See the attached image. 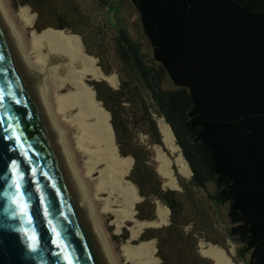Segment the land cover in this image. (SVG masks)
Segmentation results:
<instances>
[{
	"label": "trees",
	"instance_id": "16d2710c",
	"mask_svg": "<svg viewBox=\"0 0 264 264\" xmlns=\"http://www.w3.org/2000/svg\"><path fill=\"white\" fill-rule=\"evenodd\" d=\"M22 1L40 18L50 12L55 21L51 27L63 28L56 18L67 15L60 5L63 0ZM132 5L153 48L152 57L147 61L126 32L116 36V52L140 83L134 90L126 82L114 90L106 81L93 82L97 99L113 114L110 124L121 154L132 155L139 166V178H129L147 187L140 189L145 200L154 196L171 209V226H182L179 192L162 190L153 179L160 180L148 163L150 151L137 144L127 150L122 144L123 139L130 142L131 135L119 115L134 94L151 144L164 147L154 111L172 128L193 173L188 182L176 173L180 186L191 194L200 190L211 203L226 205L227 238L241 245L239 257L248 264H264V0H132ZM84 44L95 55L85 40ZM166 80L170 88L163 87ZM209 184L214 186L212 193ZM153 213V208L150 214L140 209L139 218L152 220ZM148 231L154 228L145 230L142 240L152 238ZM176 235L183 238L182 231Z\"/></svg>",
	"mask_w": 264,
	"mask_h": 264
},
{
	"label": "water",
	"instance_id": "95a60500",
	"mask_svg": "<svg viewBox=\"0 0 264 264\" xmlns=\"http://www.w3.org/2000/svg\"><path fill=\"white\" fill-rule=\"evenodd\" d=\"M13 15L0 0V264H123ZM33 232L36 251L28 247Z\"/></svg>",
	"mask_w": 264,
	"mask_h": 264
},
{
	"label": "bare ground",
	"instance_id": "6f19581e",
	"mask_svg": "<svg viewBox=\"0 0 264 264\" xmlns=\"http://www.w3.org/2000/svg\"><path fill=\"white\" fill-rule=\"evenodd\" d=\"M35 15L28 6H22L18 17L23 29L19 30L29 46L30 58L51 94L55 92V104L61 120L76 127V147L83 153L84 161L79 160L84 164L83 175L91 187L97 209H101V214L114 217L116 234H120L124 227L129 231V238L120 247L127 264H160L155 254V239L142 240L137 245L134 240L140 237L144 229L166 226L170 210L158 201L157 218L142 220L135 217V207L142 201V195L128 179L134 160L119 152L110 125L111 113L100 107L93 87L86 83L88 79L105 80L116 89L119 83L117 75L106 74L100 69L97 57L86 52L79 36L50 27L35 30ZM25 28L31 29L28 36L24 35ZM64 89L69 90L67 94L61 93ZM156 121L161 139L172 156L164 152L160 145H155L157 170L164 180L161 183L166 189L180 190L172 165L175 164L179 174L186 178L191 177L192 170L180 151L170 125L161 116ZM67 133L72 141L69 128ZM88 177L93 178L94 185ZM104 193L107 195L103 197ZM199 253L212 264H237L221 245L212 242L201 240Z\"/></svg>",
	"mask_w": 264,
	"mask_h": 264
},
{
	"label": "rangeland",
	"instance_id": "374dc122",
	"mask_svg": "<svg viewBox=\"0 0 264 264\" xmlns=\"http://www.w3.org/2000/svg\"><path fill=\"white\" fill-rule=\"evenodd\" d=\"M7 2L11 10L13 11V14L15 15L14 18L17 21V24L19 23L18 24L19 28L21 29H23V27L21 21L19 20L18 15L22 6H28L30 10L36 14L35 23L33 26L35 30H37L38 27L41 28L45 27L44 26L45 24L55 23L54 18L52 17L51 13L48 11H45L47 14L44 13L45 16L40 18L38 12H36L35 9L31 7L29 4H25V2L22 0H7ZM55 5L57 4L55 3ZM60 5L63 9H65V11H67L66 13L67 15L65 17L63 18H60L59 16L56 17L58 18V26L63 27L60 30L67 31L68 35L79 36L83 41V44L85 40V43L89 47V50L95 54L94 56L97 57V64L100 67V69L102 70L103 67L106 70H108L110 74L114 73L115 75H117L119 79V83L116 89L110 86L107 83V81L106 84L114 90H120L122 84L126 82L125 86L130 88V90H134L136 84H139L140 82L138 81L137 77L130 71V69L125 68V64L119 58L116 52L118 48L116 36L121 32L124 33L126 32L127 35L130 36L131 39L141 47L142 50L141 52L147 61H149L150 58L152 57L151 53L153 51V48L150 42L147 40V37L145 36L140 21L141 19L140 15L137 12L136 8L132 5V0H107L106 4L103 6H100V4H98V0H70V2H68V0H63V3ZM61 10L62 9L59 8L57 15H60ZM76 17L78 18L77 20ZM51 24L49 25L51 29L57 31L59 30L57 28L51 27ZM30 31H31L30 28L29 29L25 28L24 35L28 36ZM79 32L81 35L78 34ZM85 48L87 49L86 46ZM87 53L89 54V52ZM96 81L98 80L88 79L86 83H88L93 87V90L97 96V91L93 85V82ZM102 81L105 80H101L98 82H102ZM170 84L171 83L168 80H166V82L163 84V87L170 88L171 87ZM68 91H69L68 89L66 90L64 89L61 91V93L67 94ZM52 95L55 97L54 91L52 92ZM133 97L134 99H132L133 100L132 103L131 102L129 103V101H125L123 103L125 107V112L123 114L121 112L119 115V119H124L126 120V122H132L131 125L133 126V129L129 130L128 133L131 135L130 142L133 143V145L132 144L129 145L130 142H128V140L125 139H123L122 144L124 148L129 150L136 144L145 145L147 143L145 147L147 150L150 151V155H151L149 165L158 174L160 180H158L156 177H154L153 179L161 183L164 180L157 170L158 162L156 160V149H155V145H160V144H151L150 136L146 133L147 128L145 122L143 121V117H142L143 114L140 109L139 98H137V96L134 94ZM147 98L148 101L151 103V98L148 96ZM98 101L100 102L101 104L100 107L102 109L108 110L111 113L110 116L112 119V115H113L112 112L104 106L102 101L100 100ZM110 105H114L113 102H110ZM154 113L155 116H153V118L157 119L158 117H160V115L157 114L155 111ZM63 122L70 129V133L72 132L71 136H72V141L74 144L73 147L75 152L77 153L79 159H82V161H84L83 153L79 151L78 148L76 147L77 143H76V139L74 138L76 131L75 125L68 123L64 120ZM142 135L143 137L141 138ZM145 136H147L148 138H146ZM114 138H115V142L118 145L117 148L119 150L120 144L118 143L115 134H114ZM160 147L164 152L170 155L165 145L164 147L163 146ZM124 156H130L134 160V164L128 175V179L131 181V179L129 178L130 176H133L134 178L135 177L139 178L140 171H139V166H135L136 164L135 157H133L132 155H124ZM172 169L174 170L175 175L176 173L179 174L175 164L172 165ZM83 172H85L84 167H83ZM93 177L96 176L94 175ZM176 178L178 179L177 176ZM190 178L184 177L185 182H188ZM88 180L94 185L93 178L88 177ZM134 184L137 186L140 194H141L140 189L147 191V187L146 186L144 187L143 183L141 185L138 183H134ZM162 186L163 185L161 183V188ZM180 188H181L180 190H175V189L173 190L179 192L178 194L180 196L179 200L181 201V207L179 209L178 219L180 222H182V226L179 227L171 226L172 211L170 209V213L168 214V220H169L168 224L160 228L151 227L154 228V231L152 232L148 231L149 233L147 234V235H152L151 239H155L156 241L155 254L160 259L161 261L160 264H205V262L201 260L204 259L205 257H203L199 253L200 242L201 240H205L206 242L214 243L213 239L218 240L223 245L222 246L220 243H215L221 245L222 248L226 250L227 253H229V255L232 257L235 263L248 264V262L244 261L243 258L241 259L238 255V249L242 248L241 245H239L236 241L227 238V232L230 229L227 218L228 215L227 206L220 205L216 202L211 203L209 197L200 190H197L195 191V193L191 194L190 192H187L185 189H183L181 186ZM208 188L211 193L214 192L213 184H209ZM164 190H166V188H164ZM106 195L107 194L104 193L102 196L104 197ZM141 197H142L141 199L142 201L137 203L135 207L137 210V212L135 213V217L137 219H142L139 218L140 209H142L143 212L150 214L152 213V208H153L155 212L153 213L154 214L153 219L157 218L156 215L157 204L158 201L159 202L161 201L158 198H155L154 196L150 197V201L145 200L143 195ZM162 204L165 205L164 203ZM98 210L101 211L100 208ZM102 215H103L104 226L106 227V230L109 232V235L113 239L114 242L113 245L115 250L120 256L122 263L127 264L124 261L125 257L124 255H122V251L120 247L129 238L130 236L129 231L124 227L121 229L120 234H116L115 233L116 226L113 224L114 217L111 216L110 214L109 215L102 214ZM142 220H146V219H142ZM151 228L144 229V231ZM178 231L179 233L182 231V236H183L182 239L179 236L177 237L176 234H178ZM141 235L142 234H140V237L138 239L134 240V243L136 245L138 244L139 241H142ZM197 256L201 258L200 259L201 261L198 260ZM247 258L248 255L245 256V259ZM205 260L210 262V260L208 259ZM210 264H212V262H210Z\"/></svg>",
	"mask_w": 264,
	"mask_h": 264
},
{
	"label": "snow or ice",
	"instance_id": "6c2138e0",
	"mask_svg": "<svg viewBox=\"0 0 264 264\" xmlns=\"http://www.w3.org/2000/svg\"><path fill=\"white\" fill-rule=\"evenodd\" d=\"M2 99H3V97L0 96V100H2ZM17 139H19V137H17ZM10 168H11V171H13L14 173L18 172V170H17V162H16L15 160H12V161H11ZM18 176H19V177H23V176H24V173H23V172H18ZM14 184H15V187H16L18 190L21 189V184H20V182H19L18 179L14 178ZM21 195H23V192H21ZM21 210L24 212L25 215L28 216L29 222H31V215L28 213V204H27V202H25V203L21 206ZM45 213L47 214V209H46V208H45ZM25 231H26V230H25ZM52 231H53L54 233H56V229H55L54 226L52 227ZM26 234H27V233H26ZM56 235H57V237H59V233H56ZM37 239H38V237L36 236L35 232H33V233H31V234L29 235V241H30V243H29V245H28L29 250H31V251H36V246H35V243H34V242H35ZM59 243H60L59 239H55V240H53V244H54V245H55V244H59ZM68 264H73V262H72V261H69Z\"/></svg>",
	"mask_w": 264,
	"mask_h": 264
},
{
	"label": "built area",
	"instance_id": "2783aa9c",
	"mask_svg": "<svg viewBox=\"0 0 264 264\" xmlns=\"http://www.w3.org/2000/svg\"><path fill=\"white\" fill-rule=\"evenodd\" d=\"M131 118V117H130ZM129 119V118H127ZM132 122H127V126L129 128V130H132L133 129V126L131 125ZM143 137V135L141 136V138ZM146 138H148L147 136H145ZM147 144V143H146ZM146 144L144 146H146ZM145 199V198H144Z\"/></svg>",
	"mask_w": 264,
	"mask_h": 264
},
{
	"label": "crops",
	"instance_id": "0c3cea01",
	"mask_svg": "<svg viewBox=\"0 0 264 264\" xmlns=\"http://www.w3.org/2000/svg\"><path fill=\"white\" fill-rule=\"evenodd\" d=\"M149 163V162H148Z\"/></svg>",
	"mask_w": 264,
	"mask_h": 264
}]
</instances>
